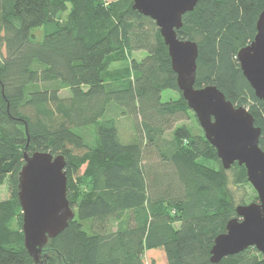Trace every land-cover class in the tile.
<instances>
[{
  "label": "trees",
  "instance_id": "16d2710c",
  "mask_svg": "<svg viewBox=\"0 0 264 264\" xmlns=\"http://www.w3.org/2000/svg\"><path fill=\"white\" fill-rule=\"evenodd\" d=\"M133 4L0 0V264H34L18 198L26 150L66 159L75 212L44 248L45 264H147L146 253L165 264H213L215 240L236 208L258 202L245 167L225 170L202 128L197 134L180 124L192 118L199 125L159 28ZM263 11L264 0H199L177 35L198 44L195 88L215 86L247 108L264 151V103L237 59L254 40ZM39 27L42 43L32 34ZM138 52L145 58L130 61ZM116 63L123 66L114 69ZM167 90L178 99L163 102ZM64 91L70 95L62 97ZM114 104L111 114L134 120L128 143L109 115ZM236 190L250 194L239 200ZM218 264L264 260L248 248Z\"/></svg>",
  "mask_w": 264,
  "mask_h": 264
},
{
  "label": "water",
  "instance_id": "95a60500",
  "mask_svg": "<svg viewBox=\"0 0 264 264\" xmlns=\"http://www.w3.org/2000/svg\"><path fill=\"white\" fill-rule=\"evenodd\" d=\"M199 0H133V9L152 19L168 48L178 88L195 113L206 139L216 149L222 166H244L257 193L258 202L239 205L237 217L227 223L211 251V262L256 248L264 260V151L260 147L261 128L244 107L235 106L215 86L195 88L198 44L182 40L177 31L183 17L194 11ZM254 40L237 56L244 77L256 97L264 103V11L257 21ZM66 159L50 153L24 152L18 175V198L23 214L24 247L34 264H45L44 248L64 232L75 219L67 198ZM44 258V259H43Z\"/></svg>",
  "mask_w": 264,
  "mask_h": 264
},
{
  "label": "rangeland",
  "instance_id": "374dc122",
  "mask_svg": "<svg viewBox=\"0 0 264 264\" xmlns=\"http://www.w3.org/2000/svg\"><path fill=\"white\" fill-rule=\"evenodd\" d=\"M107 2H112L114 0H106ZM32 34L35 36V42L37 43H42L43 40H44V34H45V30L43 27H39V28H36L32 31ZM134 58L138 61H141L142 59L145 58V54L143 52H138V53H134L132 57H130V61L131 59ZM123 65L121 63H116L113 65V68L114 69H119L121 68ZM70 94L68 91H64L61 96L62 97H68ZM179 95L178 93L174 92V91H170V90H167V91H164L163 94H162V101L163 102H167V101H170L171 99H178ZM113 110V111H112ZM116 110H118L117 108V105H111V108H110V112H109V115H113L112 117H115L117 118V127L120 131V137H121V140L124 142V143H128L130 140H131V135L133 134V130H134V120L132 118H126V117H119L117 115H115L114 113L111 114L112 112H116ZM111 117V116H110ZM180 124H185V125H188L190 126L192 129H193V132L194 133H199L200 132V125H196L194 119L192 118H186L184 121H182ZM84 135L86 138H91L92 135H93V131H92V128H87V129H84ZM85 167H83L82 169V172L84 171ZM1 191H2V196L1 198L3 200H7L9 198V194H8V191L6 189V186H3L1 188ZM236 193V198L237 199H241L242 197H244L245 195L247 194H250L248 191L245 192V190H236L235 191ZM252 195V193H251ZM145 261L147 264H165L164 263V260L158 256V255H155L153 253H146L145 255Z\"/></svg>",
  "mask_w": 264,
  "mask_h": 264
}]
</instances>
